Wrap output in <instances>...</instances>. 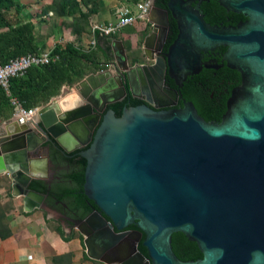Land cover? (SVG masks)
<instances>
[{
	"label": "water",
	"instance_id": "obj_1",
	"mask_svg": "<svg viewBox=\"0 0 264 264\" xmlns=\"http://www.w3.org/2000/svg\"><path fill=\"white\" fill-rule=\"evenodd\" d=\"M220 3L247 22L211 24L199 5L193 8L187 0L154 5L147 15L152 30L142 43L151 63L129 66L122 41L112 40L118 73L107 87L116 90L84 89L85 76L72 103L60 109L51 98L37 107L35 129L13 121L1 140L0 171L10 175L28 211L43 207L46 196L29 186L43 178L35 168L46 165V157L26 162L29 150L50 144L69 156L81 149L82 191L96 208L74 227L90 258L106 264H264V0ZM169 16L177 34L162 51ZM158 25V45L151 50ZM220 46L222 60L242 75L221 121H206L190 101L167 108L176 103L178 91L164 83L165 76L182 86L202 66L211 67L202 61L203 52ZM141 68L162 92L151 97L135 91L132 74ZM127 93L142 103L125 105L120 116L106 109ZM165 93L172 101H164ZM130 225L137 229H126ZM175 232L194 241L202 256L178 258L171 245ZM142 234L146 256L137 248ZM90 235L100 245L90 246ZM103 250L116 257L102 258Z\"/></svg>",
	"mask_w": 264,
	"mask_h": 264
},
{
	"label": "crops",
	"instance_id": "obj_2",
	"mask_svg": "<svg viewBox=\"0 0 264 264\" xmlns=\"http://www.w3.org/2000/svg\"><path fill=\"white\" fill-rule=\"evenodd\" d=\"M51 2L52 0H19L21 5L18 10L11 6L8 10H3V13L6 14V20L13 26L24 22L33 24L34 35L37 39L36 44L40 47L41 52L50 51L56 42L64 43L66 41H73L75 45H81L85 50L90 49L94 53L95 59L94 62L87 64L90 69L85 74L87 80L84 89L88 88L89 91H92L108 88V90L106 89L107 92L116 90L117 87L113 89L107 87L118 73L113 63L115 56L110 43L117 39L122 41L124 46L123 42L127 41L131 47V50L128 51L124 46L127 63L129 66H133L136 62H131V60L137 47L132 42H135L139 35H143L145 26L148 28L151 24L147 17L116 32L115 37L97 36L96 44L93 47H85V44L89 43L91 39V29L82 34L80 42L75 40L67 26L71 20L70 16L56 19L50 12V14H44L45 7ZM122 5L131 6L132 4L129 0H99L98 11L90 17V24L104 23L113 19L115 9ZM82 9L85 10V7L82 6ZM6 28L7 26L0 27V31L6 30ZM138 57L140 60L137 63L142 66L151 63L143 53L142 46ZM142 69L145 68L140 70ZM145 70L148 73V70ZM100 71H110V75L106 76L105 73L101 77ZM80 80L71 85L62 84L59 93L53 96L56 97V103L60 109L81 95V88L83 87L78 83ZM36 119L37 112L28 123L33 128ZM13 121H16L13 114L0 118V143L3 138L8 137L9 129L13 127ZM35 169L36 174L43 178L32 181L38 180L45 185V179L48 177L47 165ZM11 181L10 175L6 171H0V264H87L89 261L102 262L87 255L84 236L74 226L65 228L58 215L47 206L43 205L41 208H34L30 211L25 210L23 196L17 193V189L12 188ZM30 188L32 187L30 186ZM58 227L61 228L62 234L58 232Z\"/></svg>",
	"mask_w": 264,
	"mask_h": 264
},
{
	"label": "trees",
	"instance_id": "obj_3",
	"mask_svg": "<svg viewBox=\"0 0 264 264\" xmlns=\"http://www.w3.org/2000/svg\"><path fill=\"white\" fill-rule=\"evenodd\" d=\"M137 0H129L133 5ZM163 0H156L157 6L165 7ZM99 0H52L44 9V14L49 12L57 19L71 17L67 23L70 32L74 35V39L80 42V38L84 32L91 29L90 17L97 13ZM19 0H0V27L7 26L6 30L0 31V60L6 62L11 58L26 54L41 52L40 47L36 44L34 35V26L31 22H24L13 26L6 20V14L3 10H8L13 6L16 10L20 7ZM85 7V10L82 9ZM49 13V14H50ZM211 24H214L215 19H207ZM149 27L143 31L145 35ZM177 34V29L170 23V30L167 34L164 49L174 40ZM116 34L109 35L110 37ZM107 37V36H105ZM124 46L129 51L130 44L124 41ZM80 44V43H79ZM141 49L135 50L131 62H138L140 58L138 53ZM50 53L57 58L48 64L31 65L23 75L9 78L7 91L0 85V118L10 116L12 114V106L10 105V96L21 100L26 107H36L50 100L51 97L59 93V88L62 84H73L82 79L90 67L88 63L94 62L95 55L89 49L85 50L81 45H75L71 42H56ZM107 57V56H106ZM100 68V67H98ZM212 72L203 73L202 75H193L194 78L181 90L184 97L194 102L199 115L206 121L220 120L224 111V106L217 104L211 98L210 94L216 88L220 90L218 80L210 79V82L202 88L199 82L204 81ZM187 77V79H189ZM212 83V84H211ZM216 92H214L215 94ZM130 99V102L127 100ZM142 103V100L127 96L121 101H117L107 105L106 109H113L116 116H120L125 105H137ZM105 109V110H106ZM85 159L80 158L77 166L65 175V184L57 186L54 189H47L43 182L34 180L30 184L32 188L42 191L47 194H55L57 200L65 201L69 208L78 211V218H84L92 209L96 208L91 200H88L84 195ZM130 228L137 229L135 225H130ZM62 234L61 228H57ZM144 234L141 235L137 245L138 250L147 255L146 249L141 242ZM171 245L176 256L182 260H193L202 256L196 243L189 240L183 233L175 232L171 237ZM88 258V257H87Z\"/></svg>",
	"mask_w": 264,
	"mask_h": 264
},
{
	"label": "flooded vegetation",
	"instance_id": "obj_4",
	"mask_svg": "<svg viewBox=\"0 0 264 264\" xmlns=\"http://www.w3.org/2000/svg\"><path fill=\"white\" fill-rule=\"evenodd\" d=\"M155 1L156 0H152V5H151L150 10H152L154 5L157 6ZM167 1L168 0H163L162 2L166 4ZM187 1L190 2V5L193 8L199 5V8L203 14L204 19L207 21V19L213 18L216 21L214 24H218L220 26H238V25H241L247 22V17L245 15H243L240 12H234L224 7L220 3L221 0H187ZM222 1H226V0H222ZM170 23L172 24V26H175V28L177 29L176 21L169 16L166 38L170 30ZM149 26L150 28L148 32L145 35H143L142 43L144 41V37L152 30V25L149 24ZM160 28H161V25H158L156 28V37L151 42L152 46L149 47V49L151 50L155 49L156 46L158 45V37L160 34ZM145 29H146V26H145ZM163 50H164V46L162 48V51ZM142 51H143V48H142ZM224 52H225V47L223 46L217 47L213 50H208L206 52H203L202 61L205 63H208L209 65H211V67L202 66L199 72L195 74V75H202L203 73L212 72L211 76H208V78H206L204 81L199 82V86H201L202 88L207 86V84L210 82L209 78L218 80L220 83H222V86H220V90H217L215 88L213 92L210 94L211 98L214 100L215 103L224 106V111L218 122L221 121L224 113L227 110V103H228L229 97L231 96L232 89L238 86L242 82V75L234 68L227 66L226 61L222 60V56ZM193 75H190L189 79L186 78L183 81L182 86H179V87L175 86L172 79L165 76L164 83L168 86L176 88L178 91V99L176 103L172 105L171 107H167V108L179 109L182 107L183 101H186V102L190 101L194 104L192 100L184 97L181 92V90L185 87V85L188 84L191 80H193L194 78ZM132 76H133L132 84L137 93L138 92L142 93V90H143L146 92V94L153 97L154 94H156V92H162V89L158 86V84L154 82L152 77L149 78V73H147L145 69H142L140 71H137V70L134 71ZM214 92L216 93L214 94ZM165 95L167 98H164V101L166 102L172 101V98H170V95H168L167 93H165ZM127 96H129L128 93L125 95L124 98H126ZM127 102H130V99H128ZM95 127H97V125ZM95 127H94V130H95ZM44 145H46V143H44ZM45 147L46 149L44 148L42 149L41 146L32 148L26 154L25 159H26V162H28L29 160L33 159L37 155L43 158L46 157L44 158V160L46 161V165L48 169L47 171L48 177L45 179L46 181L45 186L47 189H53L54 191V189L57 188V186L67 183L65 179V175L71 170H73L77 166L78 160L83 157L79 154L81 149H76L72 151L68 156V155H64L60 150L55 148L54 145L47 144ZM44 152L47 153L45 154V156H44ZM42 204L47 206L50 210L55 212L56 215H58L60 221L64 223L65 228H70L71 226H74L76 223H79L83 219V218L79 219L78 211H75L69 208V206L67 205L65 201L57 200L56 195L54 193L53 194L46 193V197L44 198ZM126 229L133 230L134 228H130V226H128ZM88 243L90 244V246H93V245L96 246V244L100 245L101 242L94 235H90ZM98 247L100 248V246ZM103 251H101L103 253L101 256L102 258L112 259L116 257V254L114 255L109 254L110 251L108 250L106 251L103 250ZM96 252H100V250L96 249ZM102 263L104 262L102 261Z\"/></svg>",
	"mask_w": 264,
	"mask_h": 264
},
{
	"label": "built area",
	"instance_id": "obj_5",
	"mask_svg": "<svg viewBox=\"0 0 264 264\" xmlns=\"http://www.w3.org/2000/svg\"><path fill=\"white\" fill-rule=\"evenodd\" d=\"M152 5V0H137L133 5H122L115 9V17L107 22H95L91 25V39L89 47L96 44L97 36H109L122 30L124 27L136 23L138 20H144ZM56 55H52L50 51L38 53H26L6 62L0 60V85L7 91L9 78L21 76L31 65L48 64ZM10 105L12 106V114L18 124H25L32 120L36 113V107H26L24 103L16 97L10 96Z\"/></svg>",
	"mask_w": 264,
	"mask_h": 264
},
{
	"label": "rangeland",
	"instance_id": "obj_6",
	"mask_svg": "<svg viewBox=\"0 0 264 264\" xmlns=\"http://www.w3.org/2000/svg\"><path fill=\"white\" fill-rule=\"evenodd\" d=\"M142 39H143V35H139V38L135 42H132V44H134L135 47H137V49H141ZM86 46L89 47V43H86L85 47ZM87 264H104V263H102V262H90L89 261V262H87Z\"/></svg>",
	"mask_w": 264,
	"mask_h": 264
}]
</instances>
